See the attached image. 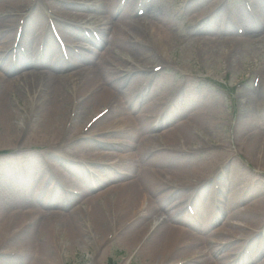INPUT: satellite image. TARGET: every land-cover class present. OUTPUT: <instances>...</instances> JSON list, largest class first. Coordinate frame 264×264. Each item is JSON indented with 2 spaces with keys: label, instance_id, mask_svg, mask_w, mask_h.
Wrapping results in <instances>:
<instances>
[{
  "label": "rangeland",
  "instance_id": "rangeland-1",
  "mask_svg": "<svg viewBox=\"0 0 264 264\" xmlns=\"http://www.w3.org/2000/svg\"><path fill=\"white\" fill-rule=\"evenodd\" d=\"M98 1L78 2L90 4L93 7L87 9L89 13L99 14L107 19L116 20L126 12L132 20H141V23L136 21L139 23L136 24L137 27L150 22L156 12L162 19L160 23L169 29L167 31L171 32L173 39L165 50H161L153 37L140 36L135 29H127L126 40L135 41L136 43L131 45L140 48L147 47L145 44L149 43V46L143 49H149L151 55L147 61H139L124 50L119 53V58L113 59V63L120 67L114 68L112 63L108 65V69H114L120 74L113 85L118 88L116 95L125 105V110L123 113L113 112L112 99L98 104L81 101L76 107L73 106V112L60 117L58 130L63 127L64 121L68 126L64 131L61 128L63 137L59 140L56 138L59 131L48 134L40 125L42 119L39 117L37 121L38 115H32L33 107H39L35 96L29 93L28 99L31 103L26 106L25 100L22 99L25 94L21 90L19 94L15 92L10 95L8 101L11 107L15 106L20 112L15 125L21 127L23 133L19 143L13 146L12 141L5 137L0 129V231L4 232L11 227L6 233H21L17 237L13 235L15 241L1 248L7 250L3 253V250H0V264H41L36 242L42 243L48 235H42V232L39 234L38 230L42 224L38 226L39 224L34 223L43 221H28L27 225L21 226V223L28 219L26 214L33 210L46 214V217L50 215L54 220L51 224L55 225L52 239L58 245L53 244L52 248L60 250L57 256L52 255L57 257L50 260L53 264H108L110 258L117 264L152 263L149 251L166 235V232L162 231L163 224H172L176 229L175 237L181 239V244L186 248L180 250L175 243L168 253L174 254V259H154L156 264H189L194 259L193 256L202 257L207 254L217 260L214 264H264V239L262 242H256V238L252 239L255 235L250 237L253 233L264 232V213L253 200L264 195V170H261L258 163L259 158L258 162H255L248 158V153L245 155L251 140L254 141L255 153L259 151L260 158L264 151V0H117V3L110 6L109 12L103 10L105 2ZM53 2L67 5L72 1L19 0L18 3L26 8L23 15L22 10L3 14V17H13L15 37H10L7 42L12 43L14 50L7 52L1 51L4 45L0 40V62L11 68L14 75H22L30 69L24 62L18 64L15 56L29 43L23 36L28 32V23L33 15L39 17L35 25V36L31 38L39 53L36 54V62H52L58 58V52L62 59L69 63L78 59L87 65V56H95L96 59H103V55L108 56L106 49L110 46L102 43L103 33L92 18L88 17L80 22L82 29L75 25L79 31L67 34L66 37V29H69L72 23L70 19L56 14L52 8ZM139 10L141 14H138ZM18 20H22V23ZM50 27L59 33V40L50 33ZM238 27H242L241 33ZM148 30L149 28L145 31ZM85 34L100 44L94 46ZM50 44L52 48L47 52L46 47ZM147 56L148 54L145 55ZM41 66L46 71L49 68V64ZM156 67L160 69L157 71ZM2 74L5 72L0 68V76ZM136 74H144L145 77L137 81L133 79ZM134 85L137 86V92L133 93L131 101L126 99V92ZM153 101L158 102L157 108L151 106ZM29 105L30 110L26 112ZM209 107L216 109L212 110L215 117L207 116ZM106 108H112L109 119L97 125L96 131L88 130L86 133L98 134L97 131L105 127L106 123L121 115L130 118L129 121H135L131 125L125 119L118 123L121 124V130L117 140L126 141V144L117 145L114 150L124 149L125 145L129 150L125 152L128 156L122 162L111 166L107 163L112 158L92 154L99 139L103 137L82 133L84 136L81 135V138H72L76 130L82 131L93 116ZM195 112H200L204 118L207 116L206 119L214 123L210 124L205 119L198 118ZM141 119L150 122L147 130L151 134L153 130L152 144L158 146L157 151L146 153L147 161L137 152L135 145L127 144H134L135 135L143 133ZM183 121L190 123V131L197 140L192 144V148L196 149L191 152L179 151V148L182 149L180 146L171 151L172 154L168 153L164 149L165 143L176 145L179 138L186 136L179 128ZM126 126L133 131L124 133L123 128ZM197 127L201 128L194 132ZM170 130H173L171 141L165 134ZM44 136L49 137L44 139ZM30 138L31 143L27 144ZM69 147L77 148L74 152L69 151V157H86L79 163L64 159L62 154ZM216 151L220 156L214 161L218 165H225L224 175H219V170L203 168ZM172 159L179 163L177 167H169ZM149 167L164 170L166 175L173 179V184H182L179 176L193 173L189 177L192 182L188 185L194 186L174 187L165 182L163 186L166 188L160 190L161 193L153 194L149 191L153 199L150 201L152 207L149 211L156 210L158 213L149 219L146 228H150L145 238L132 243L129 241L130 233L146 219L134 220L125 229L118 231L114 226H117L121 219L134 217L140 208L135 209L139 204L130 208L127 204L118 207L117 204L121 200L119 198L123 196L117 195L115 190L120 184L138 179L141 172L149 174ZM235 167L240 171L237 174L233 173ZM12 175H17L18 180L22 182L20 186L10 185L8 181ZM13 181L15 182L14 178ZM38 181L42 190L40 194H34ZM230 183L237 186L239 197L243 199L237 203V208L243 209L236 210L250 216V219H232L233 222L243 223L240 227L228 223L230 215H226L228 211L224 210L227 205L225 200L228 198L226 186ZM68 188L73 192H67ZM208 193L217 195L216 204L206 199ZM163 194L168 198L164 199ZM90 196L100 197L96 209L103 218L107 217L106 221L114 227H110L109 232L101 233L97 229L96 233L91 209L87 206L92 204L87 201ZM190 206H193L195 216L187 211ZM202 206L203 211L200 209ZM208 208L211 215L207 224L205 217ZM175 210L180 217L178 220L171 219L169 215L170 211ZM72 211H75L77 223H81L89 234L84 237L85 240L90 239L87 245L82 241L73 243L72 240L66 239L69 233L67 223ZM15 214L26 218L18 221ZM163 219H166L164 223L161 222ZM220 228L224 229V234L215 233ZM238 231L243 232V235L238 236ZM118 234L122 237H117ZM171 244L172 242L169 245ZM226 255L232 256L228 258L227 263L224 259Z\"/></svg>",
  "mask_w": 264,
  "mask_h": 264
},
{
  "label": "bare ground",
  "instance_id": "bare-ground-1",
  "mask_svg": "<svg viewBox=\"0 0 264 264\" xmlns=\"http://www.w3.org/2000/svg\"><path fill=\"white\" fill-rule=\"evenodd\" d=\"M18 1L19 0H0V40H2V45H4L1 51L6 50L7 52L10 50H14V46L12 45V43L7 44L10 37H13V39L15 37V33L13 30L15 29V26L12 20L13 17L12 18L3 17V14L4 13L8 14L10 11H16V10L21 11L22 10L23 12L21 13V15H23L26 8H24L21 3H18ZM65 1L68 2L69 0H65ZM71 1L72 2L67 5H62L56 2H53V5H52L53 10L56 12L58 16L70 19L72 23L69 26L70 28L66 29L68 31L66 32V37L68 36L67 34H71V33L75 34L76 31H79L75 27V25L80 26L82 29L80 22L90 17L97 23L96 26L98 25L99 30L102 31L103 33L102 43L107 44V45L109 44L110 46L106 49L108 52V56L103 55V59L98 57L102 53L96 56L99 59H96L95 56H91V58L87 56L85 58L89 62V64L87 65V64L80 62L78 59H75L72 63H69L67 62V60L62 59L60 53L58 52L59 54L58 58L54 59V61L52 62H49V63L36 62L37 60L36 54H39V53L35 47V44H33L32 42L33 40L31 41V38L35 36V32H36L35 25H36L37 19L39 20V17L37 15L32 16L31 14L29 17L32 16V19H30L31 22L29 21L28 23V26L30 25V27L28 29L27 34L23 36V38L29 43H27V47H25L24 50L19 51V53H17V55L15 56V58H17L18 64H20V62H24L23 64H26L30 69L27 70L26 73L23 72L22 75L19 74L16 76L14 75V73H12L11 68L6 66L4 63L0 62V68H2L5 72V74H2V76H0V129L3 131L2 133L5 135V137H7L10 141H12L11 143L13 144V146L17 145L19 141L21 140V134L23 133L21 130L23 129L15 125L16 118L19 117L20 112L19 110L15 108V106L11 107V104L8 101L12 93L17 92V94H19V90H21V92L25 94L22 99L25 100L26 106L29 104V102L31 103V101L28 99V97L30 96L29 93H31L32 96H35L36 100L38 101L39 107L37 106L36 109L33 107L32 115L33 114L38 115L37 117L38 119L36 118L37 121L39 120V117L42 119L40 121V125L46 129L44 130L48 134H50L52 131L53 132L59 131V133L56 136L57 140H59L63 137V133L60 132L61 128H63V131H64V130H67V126H68V123L64 121L62 124L63 127H60V130H58L57 125L60 124L59 123L60 117L62 115H65V113H67L68 115L69 112H73L74 107H76L78 103H80L81 101L82 103L84 101H87L88 103L92 102L94 104H98V103L104 102L105 100L112 99L114 103L113 112L118 111L119 113H123V110H125V105L120 101V99L116 95L118 88L117 87L115 88L113 85V83L117 80V78H119L120 74L118 71L114 69H108V65L112 63V66L114 68L120 67V65L113 63V59L114 57L119 58L120 57L119 53H121L124 50L128 51L129 54L131 53L132 56H134L139 61H147V58H149L151 55L149 49L148 50L143 49V48H147L149 46L147 44L149 43L145 44L147 47L142 46L140 48L135 45H131L133 43H136L135 41H132L129 39L126 40L127 29H135V32L139 34L140 36L147 35V36L153 37V39L159 45V48L161 50H165L166 47L168 46V43L173 39V35L171 34V32L167 31L169 29L166 26L164 27L163 23H160L162 19L160 18V14L156 12H154L153 14L154 16H152L150 22H148L147 24L142 23L143 24L142 26L137 27V25L141 23L139 22L141 20H132L130 15H128L126 12H124L120 17L116 18V20L109 19V18L107 19V17L105 16L102 17L99 14L89 13L87 9H89L90 7H93L90 4L78 2V1L90 2V1H98V0H71ZM102 1L105 2L104 9H103L104 12H109L110 6L115 4V2L117 3V0H102ZM62 9H65V10H62ZM20 21L21 20H18V22ZM136 21H138L139 23L137 24ZM112 26H113V29H112ZM146 26L147 28H149L147 32L145 31L147 29L145 28ZM93 27L94 26H92V28ZM48 28H49V25H48ZM90 32L94 35L93 30H91ZM109 35H110V38H109ZM87 38L91 41V43L94 46H98V44H100L99 42H97L96 39L93 40L89 38L88 36ZM206 41L211 43L210 41L212 40H206ZM51 48H52V45L50 44L48 45V47H46V51L49 52ZM146 54H148L147 57H145ZM28 57L30 58L29 60H28ZM123 60L124 59H121V61ZM44 64H49V68L47 69V71L41 68L43 67L41 65H44ZM107 71H109L110 73H108ZM105 75H107V77H105ZM141 77H145L144 74H136V76L133 79H136L138 81V79ZM21 85H22V88L24 89L23 91H22ZM72 86L74 89L72 88ZM136 88H137L136 85L128 88L126 92V95H127L126 99L131 100L133 98V95H134L133 93L137 92ZM151 106L154 108H157L158 102L153 101L151 103ZM26 110H27L26 112H29L30 105L27 107ZM212 110H216V109L215 108L210 109V107L208 108L207 116L215 115ZM111 112H112V108L111 109L106 108L100 113L96 114L89 120L86 127H84L82 131L76 130L77 132L72 134V138L79 139L82 136H84L82 135V133L94 135L95 134L94 132L86 133V131L91 130V129L96 131L98 127L97 125H101L105 121H107L109 119L108 117ZM195 114L199 116L198 118L205 119L210 124L214 123L213 121L206 119L207 116L204 118V116H202L200 112H195ZM124 119L125 121H128L130 125L132 123H135V121H129L130 118H125L123 117V115L117 116L116 118H114L112 122L109 121L108 123H106L105 127L100 128L97 131V133L101 132L99 136L105 137L106 135L111 133L113 129H117L118 131H120L121 124H118V123L123 122ZM141 122L143 123L142 125L143 127L141 129L144 130L143 131L144 134L141 132L142 134H139L138 136L135 135L134 144L131 142H127V144L132 145V146L135 145L137 147V152L142 156L144 161H147L146 153L148 154V152L152 153V152L157 151L158 146L157 144H152L153 138H154L153 130H152V134L150 133L149 130H147L148 125H149L148 123L150 122L144 119H141ZM180 124L181 126H179V128L182 129V131L185 133L186 138L185 137L179 138V143L177 142L178 144L176 145L170 142L165 143V144L163 143L164 148L168 151V153L171 151L177 150L180 146H182V149L179 148V151L188 150L187 152H191V150L192 151L195 150L192 148V144H194V142H196L197 140L190 131V128H191L190 123L188 121H183ZM199 128L201 127H197L193 131L195 132ZM123 131L124 133H128L129 131H133V129L129 128V126H126L123 128ZM165 134L167 138L169 139V141L173 139V130L167 131ZM48 137L49 136L47 137L44 136L42 138L45 139ZM200 138L203 139L202 137ZM26 143L27 144L31 143V138ZM115 143L117 145H124L126 144V141L119 142L118 140H116ZM78 146H82V145L78 144ZM76 147H77V144H76ZM76 147H74V149L70 147L69 149L74 152L77 149ZM255 149L256 147L254 146V141L251 140L250 144H248L246 148L247 152L245 155H247L248 153L247 155L248 158L255 162H258V158H259L260 162L258 163L261 167V170H264V158H263L264 151H263L262 157L260 158L259 151L256 154ZM128 150H129L128 146L125 145L124 149H116L115 151H113L112 148H110L109 144H107L106 141L102 140L101 138L98 141V146H96V148L92 151V154L96 156L98 155V156L110 157L112 158L110 163L115 164V161L118 163L122 162L126 154L125 152ZM177 156H180V155L177 154ZM218 156H220V154L217 153V151L214 152V155H212V159L210 160V162L206 165L203 164L204 165L203 168L207 170L209 168H212V170L214 169L215 171L221 168L222 170H224L225 165H223L220 168L218 163L214 161V159H218ZM170 162L172 164H168L170 165L169 167H177L179 165V163L176 162L174 159H172ZM165 167H168V166L165 165ZM148 170L150 172L149 174L141 172L140 175H138V179L129 180L124 184H120L116 186V190H115L117 195L123 196L119 198L121 200L117 204L118 207L125 206L127 204L128 205L127 207L130 208V207H133L139 204L138 207L135 209H139V208L141 209V207L145 209L144 213L142 210H138V213H143V214L137 220L140 221L145 218L146 221L142 223V225L140 223V226L136 227V230L130 233L131 237H129L130 238L129 241H131L132 243L138 240L140 241L142 238H145V235L149 232V228H150V227L146 228L148 227L149 219H152L155 216V214L158 213L156 210H152V212L149 211V208L152 207L150 201H153V199L151 198L152 195H150L148 192L151 191L153 194L161 193L159 191L166 188L165 186H163L165 182L172 183V180H173L171 177H169V175H166L164 170H154L153 168H150V167L148 168ZM51 171H53V169ZM237 172H240L239 168L235 167L233 170V173L237 174ZM191 174L193 175V173ZM190 175L179 176V181L185 184H190L192 182V181H189L190 179H192V178H189L192 176ZM13 178L15 180V182H13V185L22 184V182L18 180L17 175L13 176ZM38 184H39V181L36 186V193L33 191L34 194L41 193L42 189H41V186ZM223 196L225 195L223 194ZM239 196L240 195H239V190L237 186L232 185V187L228 190V198L227 200H225V202L227 203V205H225V208L228 211V214L226 215H230L228 223H230V225L234 227L235 226L240 227V225H243V223L241 224L237 221L233 222L232 219H238V220H241L242 218L250 219L249 215L245 214L244 212L237 211V210L243 209L241 207L237 208V205H238L237 203L243 201V199ZM163 197L164 199L168 198V197L166 198L164 194H163ZM98 198L100 197L90 196L89 199L87 200L88 202H92L91 205L87 204V206L91 209V215L93 217L92 221L95 223L93 224L94 229L96 228L95 231L98 229L99 232L106 233V232H109V230H111V228H114V227L115 228L117 227L119 231H122L128 225L129 220L121 219V221L118 222V226L113 227L112 225H110L106 221L108 220V218L107 217H105L106 219L103 218L97 212L96 203H97ZM206 199L216 204L217 195H212L211 193H208L206 196ZM253 200L255 204L259 205L260 211L264 213V195H262L261 198L256 197ZM165 201H168V200H165ZM203 207L204 206L200 208L202 211H203ZM206 211H208V213L206 214L205 220H206V223L208 224V219L211 213L209 211V208ZM170 212L171 214L169 215L171 219L178 220L180 218L177 215L176 210L170 211ZM26 216H28V219H25L26 217H22V216L16 217L18 218V221L25 219L24 220L25 222H22L21 224L23 225L21 226L27 225L26 222L28 221L36 222L37 219H40L41 221H43L42 223L41 222L34 223V224H39L38 226H41L42 224V227H40L38 230L39 234L41 232H42V235L46 233L49 237V238L48 237L45 238L46 240H44L42 243L38 241L36 242L37 251L39 255L38 259L41 264H46V263L53 264L52 261L50 260L51 259L55 260V258L57 257H54V256L52 257V255L54 254L55 256H57L59 253L58 251L60 250V248L58 249L52 248L53 244L58 245V243L55 242L54 239H52L53 234L55 232V228H54L55 225L53 226L51 225L54 221L53 218L50 215L46 217V214H43L42 212L38 210H33L29 212V214H26ZM44 220H47L50 222H44ZM68 220L69 221L67 223V226H68L69 233L66 239L72 240L73 243L82 241V243H84L85 245L89 244L90 239L85 240L84 238L85 236L89 234L86 231V228L83 227L81 223H79L81 225L80 226L77 223V220H75V211H72L69 214ZM161 227H162V231L166 232V235L163 237V240H161L159 244L155 243V245L150 249L149 258L152 263H148V264H156V260L153 261L154 259H159V260L164 259V261L165 260L172 261L174 259V254L168 255V253L171 250L172 246H175L176 244L178 245L180 250L183 247L186 248L185 245L181 244L182 243L181 239L177 238V236L175 237L176 229L172 226V224L170 225L163 224ZM10 229L11 227L8 228V230L5 229L6 231L4 232L0 231V250H4L1 248L8 245V240L11 237H13V235L17 237V235L21 233L19 232L17 235L15 234V232H12V231L10 233H6ZM222 229L223 228L218 229L215 233L220 232L224 234L223 232L224 229L223 230ZM49 230H50V233H49ZM256 230L258 229L256 228ZM236 234L238 236H241L243 235V232L238 231L236 232ZM15 236L11 240H9V242L15 241ZM252 236H254L253 238H256V242H262L264 239V234L262 233V231L253 233L250 235V237ZM109 237L111 236L109 235ZM113 237H116V236H113ZM117 237H122V235L120 236V234H118ZM190 240H193V239H190ZM171 242L172 244L169 245ZM253 242L255 241L253 240ZM263 248H264V245H263ZM200 252L206 253L205 251H200ZM196 253H199V252H196ZM196 253H192V254H196ZM208 256L209 254L202 256V257H195V262H191L189 264H202L203 262L204 264H214L217 262V260H213V258H210ZM231 257L232 256H229V257L227 255L224 256L226 263L227 261H229L228 258L230 259ZM216 259H219V258H216Z\"/></svg>",
  "mask_w": 264,
  "mask_h": 264
}]
</instances>
